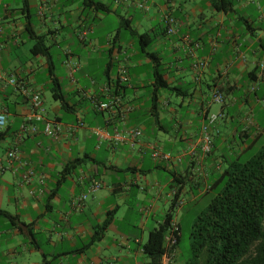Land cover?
I'll return each instance as SVG.
<instances>
[{
	"label": "crops",
	"instance_id": "1",
	"mask_svg": "<svg viewBox=\"0 0 264 264\" xmlns=\"http://www.w3.org/2000/svg\"><path fill=\"white\" fill-rule=\"evenodd\" d=\"M95 1L107 5V13L94 12L88 0H0V109L8 130L0 142V147L6 145L0 150V211L6 213L0 214V264H150L143 245L163 223L174 194L181 205L172 211V221L179 226L177 211L186 204L199 205L212 183L219 182L222 161L212 157L215 141L238 137L244 153L264 134V0ZM214 2L229 5L219 10ZM107 15H115L118 26L97 35L96 27ZM169 16L176 23L173 35L164 30ZM121 17L130 18L137 32L163 33L151 52L162 58L168 84L184 96L173 94L172 100L160 95L157 121L149 112L150 62L134 51L133 40L117 33ZM30 32L48 46L60 87L63 78L55 72L52 48L62 56L68 82L61 91L68 111L51 94L52 102L46 99L49 65L43 56L30 54ZM197 63L203 67L195 69ZM123 71L124 82L117 76ZM108 89L115 90L121 103L115 111L99 112L94 102H107ZM214 92L223 97L216 111ZM34 93L41 98L45 118L84 126L65 130L56 140L46 138L42 123L26 121ZM126 106L132 110L124 116ZM211 114L221 117L208 125L212 148L205 155L202 126ZM146 118L152 119L151 132L168 133L163 120L173 124V140L183 143L182 154L172 156L152 142L141 126ZM195 123L196 130L188 131ZM23 124L26 130H21ZM32 124L35 133L29 132ZM130 127L141 131L133 146L92 133ZM151 145L170 159H152ZM10 151L15 158H8ZM96 184L99 188L90 191ZM81 194L86 199L73 206L72 199ZM179 253L174 247L162 263L177 264Z\"/></svg>",
	"mask_w": 264,
	"mask_h": 264
},
{
	"label": "trees",
	"instance_id": "2",
	"mask_svg": "<svg viewBox=\"0 0 264 264\" xmlns=\"http://www.w3.org/2000/svg\"><path fill=\"white\" fill-rule=\"evenodd\" d=\"M87 5L97 14H105L108 11V6L100 1L88 0ZM227 5L229 3L223 5L214 2L215 8L219 10L225 9ZM167 18L164 20V30L169 35L166 31ZM126 30L128 31V39L133 40L136 44L137 54L140 57L147 58L150 62L152 83L149 89V112L154 121H157L160 111L159 97L162 92L169 95L184 96L183 93H176L178 88L168 84L162 58L151 52L152 46L163 33L161 30L157 32L154 30L151 32H137L131 29L130 18L121 17L117 33ZM29 37L33 40L30 54L32 56L41 55L48 62L49 92L52 99L58 102L63 111H68V102L61 91L58 79L53 74L54 67L48 46L45 45L42 37L37 36L34 32H30ZM201 64L203 65V63ZM121 74H123L124 81H126V72L117 73V76L120 77ZM110 93L111 97L109 98H117L116 106L119 107L121 100L115 95V90L108 89L107 95H110ZM126 107L132 110L131 106ZM211 115H215L216 118L221 117V114ZM208 125L211 124H209L207 118V124L203 125L202 128L207 126L208 131ZM7 135V129L1 130L0 142ZM218 188L219 190L210 199L207 207L197 215L192 224L189 238L190 252L194 259L192 262H187L190 264H264V145L249 160L239 163L236 159L229 163L228 167L222 172L219 182L212 183L210 191ZM176 195L177 192L174 194L173 204L166 213L163 223L158 228L150 231L148 240L143 245L144 252L150 258V264H163L162 258L167 252L164 237L172 222V211L181 203L177 202ZM0 214L6 216L3 211H0ZM111 220L112 216L104 221L97 231L95 240L100 238V232L108 226ZM176 226L179 231L178 224ZM179 239L180 235L176 237V243L172 250L178 246ZM169 252L167 253L169 254Z\"/></svg>",
	"mask_w": 264,
	"mask_h": 264
},
{
	"label": "rangeland",
	"instance_id": "3",
	"mask_svg": "<svg viewBox=\"0 0 264 264\" xmlns=\"http://www.w3.org/2000/svg\"><path fill=\"white\" fill-rule=\"evenodd\" d=\"M151 15H152V11H151ZM124 16V15H122ZM127 16V15H125ZM118 26V18L115 15H107L105 20L100 23V25H98L96 27V34L100 35L102 33H104L105 31L111 32L116 30ZM114 28V29H113ZM94 34V36L96 35ZM128 31H121V36H125L128 37ZM89 39V37L87 38ZM53 49V57H54V65H55V72L56 74H58L59 76H61L63 78V81H61V87L62 89H64L66 87V83L68 82V78L67 75L65 73L64 68L61 65V55L59 51H57L56 48H52ZM134 51L138 52L136 44L134 43V47H133ZM57 53V54H56ZM59 59H58V57ZM61 56V57H60ZM83 62H85L82 59ZM90 69V67L88 68ZM91 74H95L96 70L93 71L90 70ZM77 78V77H76ZM149 78V77H148ZM38 80V79H36ZM148 80V79H145ZM82 82H85V80ZM89 82V81H88ZM87 82V83H88ZM84 86V85H83ZM86 86V85H85ZM45 96L46 99H50V101L52 102L51 98H50V93L45 92ZM161 97H170L173 100V95H168V94H163V92L161 93ZM231 97H227L225 99L226 103L228 104ZM219 103H214L213 106V110L216 111L219 109L218 107ZM231 113H233V111H230ZM152 123V119L150 118H146L145 120L142 121V127L145 131V133L150 137V139L152 140V142H155V140L162 144L164 146V149L168 152H170V154L172 156L178 155L179 153L182 154L183 149H182V145L183 143L181 142H177L175 141V139L173 140L174 136L176 137V133L173 132V124H170L167 120H163V123L166 125V127L168 128V133H165L161 130L158 129H154L153 132H151V129L153 130L154 126L151 124ZM219 123L221 124V126L225 123L223 122L221 119H219ZM196 123L193 125V127L191 129H189L188 131H194L196 130L195 127ZM236 126V124H235ZM234 125H232L230 128L235 127ZM195 127V128H194ZM221 130H225L224 128H221ZM212 142V140H211ZM250 141L246 142V144H249ZM264 145V134L262 135L261 139L252 146V148L250 150H247L244 153L240 152V141L239 138L236 137L235 141H226V142H221L219 140L215 141V148L212 151V157H215L217 160H221L222 161V172L228 167L229 163L235 161L236 159L238 160L239 163L245 162L247 160H249L250 158H252V156H254L256 154V152L261 148V146ZM6 148V145H3L0 147V150H3ZM159 173L162 176H168L170 177L166 172L164 171H159ZM211 182V181H210ZM187 190L189 188V184H187ZM206 189H204V191H206ZM219 190L215 189V190H208V192L203 196V201L199 204V205H194V204H186L182 209L177 211V216L176 219L179 222V226H180V231H181V236L179 239V244H178V249H179V259L177 261V264H182L185 263L187 261H193V257L192 254L190 252V232H191V227L192 224L194 223V220L196 219L197 215L204 210L210 199L215 195V193ZM189 192L186 193L185 196H183V198L185 200L188 199L189 197ZM145 261V260H144Z\"/></svg>",
	"mask_w": 264,
	"mask_h": 264
},
{
	"label": "built area",
	"instance_id": "4",
	"mask_svg": "<svg viewBox=\"0 0 264 264\" xmlns=\"http://www.w3.org/2000/svg\"><path fill=\"white\" fill-rule=\"evenodd\" d=\"M175 24L176 23L173 18L171 17L167 18L166 20L167 30L166 31L169 35H172L176 32ZM202 66L203 65L200 63V64L195 65L194 68L198 69L199 67H202ZM119 79L121 81L125 80V77L123 76V74L120 75ZM9 82L11 84L15 83L13 79H9ZM109 99H110L109 102H94V108L99 112H102V111L111 112L115 110L117 107L116 105H117L118 99L114 97L109 98ZM212 100L214 103L220 104L222 103V95L220 93H214L212 96ZM30 106H31V112L26 117V121L28 122L33 121L34 123H42L43 124L42 132L45 135V137L50 140L58 139L60 134L65 130L72 132L75 129L81 128L84 126L81 121H78L75 124H71V125H64L55 119L45 118L43 103L38 93H34L30 96ZM130 110L131 109L129 107H125L123 109V115L126 116L130 112ZM216 119L217 118L215 115H210L208 117L209 124H212ZM4 126H5V115L3 111L0 109V131L4 129ZM21 130H26V126L24 124L22 125ZM29 132L31 133L36 132V126L34 124L30 125ZM207 132H208L207 126H204L202 128L201 151L205 155L210 153V150H211V139ZM92 133L105 141L112 142L115 144L119 142L120 143L129 142L131 146L134 145L136 139H138L139 136L141 135L140 129L136 127L123 128V130L119 132H114V133H110L107 130L96 128L92 130ZM149 149H150V155L152 159L166 160V161L170 159L169 154L162 153L155 145H151ZM7 156L8 158H15V153L13 151H10ZM29 174H31V172H29ZM98 188H99V184H96V185H92L89 188V190L90 191L96 190ZM86 197H87L86 194H81L78 197H74L71 203L73 206L79 207L81 203L86 199ZM177 236H179V231L176 226V223L172 221L164 237V243H165L167 252L169 251H170L169 253L172 252V248L176 243ZM167 252L165 254L166 257L168 255Z\"/></svg>",
	"mask_w": 264,
	"mask_h": 264
}]
</instances>
